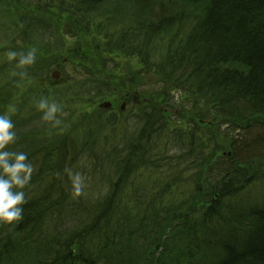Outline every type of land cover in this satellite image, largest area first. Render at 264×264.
<instances>
[{"label": "trees", "instance_id": "1", "mask_svg": "<svg viewBox=\"0 0 264 264\" xmlns=\"http://www.w3.org/2000/svg\"><path fill=\"white\" fill-rule=\"evenodd\" d=\"M61 36L76 41L65 57L19 65ZM1 43L18 58L0 66L7 85L61 60L81 87L37 120L80 116L51 138L13 119L5 150L33 172L24 219L0 224V264H264V0H0ZM122 96L133 122L102 126L100 104Z\"/></svg>", "mask_w": 264, "mask_h": 264}, {"label": "rangeland", "instance_id": "2", "mask_svg": "<svg viewBox=\"0 0 264 264\" xmlns=\"http://www.w3.org/2000/svg\"><path fill=\"white\" fill-rule=\"evenodd\" d=\"M86 40H88V36H82L81 38V44L84 47V49L87 47L86 44ZM75 40L70 38V37H66V36H61L60 37V43L62 44V46H58L57 44H54V41H51L50 43V47L48 49V51H41V47H45L43 45L40 46V48H37L36 52L39 56V59L41 61V63L44 62L45 60V55L46 54H52L53 52H55V50H57V52H60L62 54H60L59 57H65L66 54H68L69 50L66 49H70L75 45ZM8 48L6 45H4L3 43L0 44V66H4L8 65L7 63L11 62V61H15V60H9L8 59V53L11 52V50L9 51H5V49ZM86 52V50L84 51ZM83 52V53H84ZM52 57V55H51ZM16 59H18L16 57ZM93 61L95 62V72H99L100 71V66H99V57H94ZM61 63L60 61H56L55 65L50 68V71L48 73V75L42 77L40 80L41 82L38 83L39 79L38 76L36 74H32V76H29L31 74H27L28 71L23 70V69H19V71H12V73H14L13 75L10 76V78L12 79L11 83H15L16 81H19L20 83L17 86L13 87V91L12 89H9L8 84L6 83V80H1V78H4V76L0 77V98L3 100V104H8L9 106L6 107H2L0 106V108H2L4 110V112H0V115H8L11 120L13 121L14 118L17 117L18 121H21L25 124H28L29 121L28 119H32V121H34L35 123H33L32 125H29V127L25 128L24 130H30L31 133H35V135H41L42 137L40 139H45V137L49 134V138H51L53 136V134H51V132H54L55 130H59L58 127H60V130H63V125L64 126H70L72 123H74L76 120L79 119V115H72L69 119L68 118H61L63 119L62 121H60V123L56 121L55 125L51 128H48L45 125H42V123H39L37 120H40L41 122L44 121V119H42L43 117V112L40 111L37 107L39 101L41 99H47L50 103L51 102H55L58 107L61 110H64L66 105L69 104V102H74V94L71 92L72 90H76V86H79V82H80V77L78 78V73L81 70L79 67L75 68H71V70H69V73H65L62 68L59 66V64ZM135 65L138 63H134ZM57 66V68H56ZM7 68V67H6ZM59 70V79L55 80L52 75L54 73H57ZM47 71V70H45ZM16 74V75H15ZM103 78L107 79L108 75L106 72L103 73ZM94 80H96L95 77H92ZM112 89H114V86L112 87ZM7 90L12 93L10 96H8L9 92L7 93ZM66 95L68 100L67 103L65 100H61L59 99V96H64ZM137 98V97H136ZM123 96L120 99H115V98H107L104 99L103 103H99L100 104V109H98V111H100V114H104L103 117V122H102V126L107 127L109 126V122L114 120L116 118V116H120L123 117L124 115L128 116V120L133 122V117L131 115H129L128 113H125L124 115L121 116V114L119 112H121V109L125 110V107L127 105V103L122 100ZM106 100V102H105ZM137 102V99H133V102ZM104 103H111V107L108 109H103L101 107V105H103ZM138 103V102H137ZM123 106V107H122ZM99 107V106H98ZM60 110V111H61ZM25 111V112H24ZM60 111H58L55 114V117L58 116V114L60 113ZM91 111V109H90ZM16 112H18V114H15ZM97 112V110H96ZM107 112V113H106ZM180 112V111H179ZM94 113V112H93ZM166 116L169 115V117H171L172 119H178L180 118V116H183L180 113H177V111L174 110V108L172 109H168V111H166ZM97 116H94V122L93 124L89 125L86 128V133L91 131V129H93L94 127L98 126V123H101L99 118V114L96 113ZM92 116V112L90 114L89 117ZM119 117V118H120ZM168 117V119H169ZM184 118H186V116H183ZM68 119V120H67ZM28 120V121H26ZM171 120V119H170ZM179 120V119H178ZM45 122L49 125V123H53V120L50 121H46ZM171 124L173 126H175L176 122L174 120L170 121ZM58 125H62V126H57ZM180 124V123H179ZM15 125V124H14ZM110 129L113 130V128L108 127ZM123 128H128V125L126 123H124ZM100 129H105V128H100ZM23 130V131H24ZM68 132V129H66ZM14 132H20V128L19 125H16V127H14L13 129ZM61 133V131H60ZM56 136V134H55Z\"/></svg>", "mask_w": 264, "mask_h": 264}, {"label": "clouds", "instance_id": "3", "mask_svg": "<svg viewBox=\"0 0 264 264\" xmlns=\"http://www.w3.org/2000/svg\"><path fill=\"white\" fill-rule=\"evenodd\" d=\"M36 49L28 51L27 55H21L20 66L35 63ZM16 52H9L8 59L15 60ZM43 112L42 119L54 120L55 114L61 109L55 102L41 99L37 105ZM58 123V121H57ZM15 125L8 115H0V224H12L24 219L21 215L24 209L20 205L26 204L25 193L22 190L31 180L33 167L26 163L28 156L23 152H10L5 150L10 143H14L16 133ZM73 194L80 196L84 189L83 178L80 174L72 176Z\"/></svg>", "mask_w": 264, "mask_h": 264}, {"label": "water", "instance_id": "4", "mask_svg": "<svg viewBox=\"0 0 264 264\" xmlns=\"http://www.w3.org/2000/svg\"><path fill=\"white\" fill-rule=\"evenodd\" d=\"M57 77H58V73H54L53 74V78H55V79H57ZM111 103H104L103 105H101V107L103 108V109H108V108H110L111 107Z\"/></svg>", "mask_w": 264, "mask_h": 264}, {"label": "flooded vegetation", "instance_id": "5", "mask_svg": "<svg viewBox=\"0 0 264 264\" xmlns=\"http://www.w3.org/2000/svg\"><path fill=\"white\" fill-rule=\"evenodd\" d=\"M60 66V65H59ZM61 67V66H60ZM58 73H59V70H58ZM59 79V74H58V77H57V80ZM123 104H125V101H124V103ZM123 107V106H122ZM121 111H124L123 109H121Z\"/></svg>", "mask_w": 264, "mask_h": 264}]
</instances>
